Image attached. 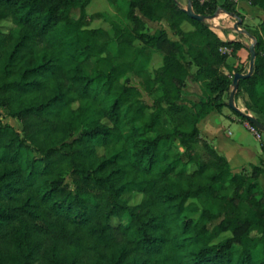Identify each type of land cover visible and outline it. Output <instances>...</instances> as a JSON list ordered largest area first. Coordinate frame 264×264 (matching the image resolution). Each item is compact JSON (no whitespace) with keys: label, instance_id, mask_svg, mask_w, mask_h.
<instances>
[{"label":"trees","instance_id":"1","mask_svg":"<svg viewBox=\"0 0 264 264\" xmlns=\"http://www.w3.org/2000/svg\"><path fill=\"white\" fill-rule=\"evenodd\" d=\"M108 1L115 15H89L92 0H0V23L13 24L0 27V108L22 123L21 133L0 115V264H264V168L234 173L199 127L229 105L243 70L221 49L241 42L178 0ZM193 8L244 22L235 0ZM140 13L179 39L147 32ZM256 53L237 97L264 117V20ZM188 78L205 92L193 106L181 103Z\"/></svg>","mask_w":264,"mask_h":264},{"label":"rangeland","instance_id":"2","mask_svg":"<svg viewBox=\"0 0 264 264\" xmlns=\"http://www.w3.org/2000/svg\"><path fill=\"white\" fill-rule=\"evenodd\" d=\"M178 1L180 3L182 2V4L187 7L188 0ZM218 1L223 2L224 0ZM236 3L238 11L244 17V22L240 24V28L247 27L248 32L236 30L235 22L237 19L228 15L225 12H220V14L218 13V15L210 21L217 26L227 25L228 28L226 29H217L218 33L224 39H232L234 41L241 42V46L235 51H233L231 47L226 46L223 47L221 50L223 53H226L228 55V63L233 66L235 70L238 68L240 70H243L242 73H245L246 71H249L250 67V60L248 58L250 55L249 46L252 43V39L249 34H252L256 38L257 35L260 34L261 23L264 20V10L260 7L251 5L249 0H238V2L236 1ZM87 11L89 15H92L97 12H106L110 15H115L117 9H115L108 0H93L88 6ZM140 15L144 18L141 13ZM117 18L122 20L124 18V13L118 11ZM144 20L147 21V19L145 18ZM146 23L148 25L146 27V30L149 33H154L158 29L165 28L167 29L169 36L172 39H179V36L174 33V31L169 27L168 23L165 21ZM12 25V22L9 20L0 23V27H2L4 30L9 29ZM90 27L108 28L110 27V23L104 19H91ZM184 28L186 30L191 29V23L187 22ZM114 51L115 47L112 46V52ZM144 64L145 62L143 60L139 62V65ZM192 71L195 72L196 67H193ZM223 71L229 73L228 68H223ZM231 78L234 79L233 76H231ZM130 82L141 90L143 99L146 102H148L149 104H152L154 102L156 94H151L147 91V89L142 83L141 77L137 76L136 74H133L131 76ZM204 96L205 92L203 90L201 82H196L193 79L188 78L186 80V84L182 92L181 103L193 106L194 104L200 102L204 98ZM225 99L229 100L228 96H225ZM249 103V97L245 91H243L238 97L236 93L235 104L237 105V107L258 117L261 121H264V117L253 109H251ZM213 112L214 113L208 120V127H205L206 124H201L202 128H200V130H204L203 133L201 130V135L207 140L208 138L205 136V134H208L211 138H213L211 143L214 146L218 145V147L220 148L219 152L224 155L230 162L232 171L234 173H251L252 165H259L264 168V132L258 130L260 134V137H258L259 134H256V132L251 129V123L248 120H243L241 115L236 112V110L230 105H225L221 110ZM0 115L3 122L10 123L15 127V129L22 133V123L20 120L10 117L7 114V111L2 108H0ZM203 119L204 118H202L201 121ZM163 121L166 125L169 124L165 115L163 116ZM198 147L200 150L204 151L202 145H199ZM67 181L71 182V178L68 177ZM258 182L264 189V172L259 177ZM124 198L133 204L141 200V196L136 195L135 192L132 190H128L124 194Z\"/></svg>","mask_w":264,"mask_h":264},{"label":"water","instance_id":"3","mask_svg":"<svg viewBox=\"0 0 264 264\" xmlns=\"http://www.w3.org/2000/svg\"><path fill=\"white\" fill-rule=\"evenodd\" d=\"M185 10L190 17L197 19V20H200V21H204L206 19H209V20L214 19L218 15V12L221 11V9H219V11H217L214 15H211V16H204V15L197 14L193 8V0H188L187 7ZM227 14L237 19L235 22V29L236 30H242L244 32H248L246 29L239 27L240 24L242 23V18L238 14L233 13V12H229ZM249 36L252 39V43L249 46V51H250L249 71L246 74L241 73V72L235 73L234 79H233V84H232L233 90L231 91V94L229 97V105L232 108H234L236 111H238L241 115H243L256 128H258L259 130L264 132V123L262 121H260L258 117L254 116L250 113H245L243 110L239 109L237 107V105L235 104V97H236V93H237V90L239 87L240 79L250 77L255 70V59L257 56V53H256L257 38L255 36H253L252 34H249Z\"/></svg>","mask_w":264,"mask_h":264},{"label":"crops","instance_id":"4","mask_svg":"<svg viewBox=\"0 0 264 264\" xmlns=\"http://www.w3.org/2000/svg\"><path fill=\"white\" fill-rule=\"evenodd\" d=\"M93 1V0H92ZM237 2H238V0H236ZM182 3V2H181ZM146 22H151V23H153V21H150V20H148L147 19V21ZM148 26V25H147ZM221 26H223V27H227V25H221ZM223 29V28H222ZM214 112H212L211 114H209L208 116H206V118H204L201 122H200V128H202V126H201V124H206V126L205 127H208V125H209V118L211 117V115L213 114ZM202 130V133H203V129H201ZM205 136L208 138V140L210 141V142H212V140H213V138H211L208 134H205ZM215 147L216 148H218V151H220V148L218 147V145H215Z\"/></svg>","mask_w":264,"mask_h":264},{"label":"built area","instance_id":"5","mask_svg":"<svg viewBox=\"0 0 264 264\" xmlns=\"http://www.w3.org/2000/svg\"><path fill=\"white\" fill-rule=\"evenodd\" d=\"M201 2H203V1H206V0H200ZM252 126H251V129L253 130V131H255L256 132V134H259V132H258V128H256L253 124H251ZM258 137H260V134L258 135Z\"/></svg>","mask_w":264,"mask_h":264}]
</instances>
